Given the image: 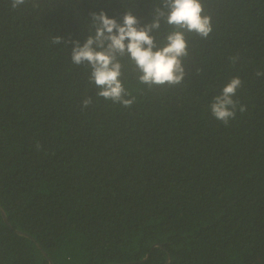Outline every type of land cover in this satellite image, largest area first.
I'll use <instances>...</instances> for the list:
<instances>
[{
	"label": "trees",
	"instance_id": "1",
	"mask_svg": "<svg viewBox=\"0 0 264 264\" xmlns=\"http://www.w3.org/2000/svg\"><path fill=\"white\" fill-rule=\"evenodd\" d=\"M156 3L0 0V264H264V0H205L214 31L178 87L147 89L123 58L131 107L52 43ZM237 76L246 111L225 125L210 103Z\"/></svg>",
	"mask_w": 264,
	"mask_h": 264
},
{
	"label": "clouds",
	"instance_id": "2",
	"mask_svg": "<svg viewBox=\"0 0 264 264\" xmlns=\"http://www.w3.org/2000/svg\"><path fill=\"white\" fill-rule=\"evenodd\" d=\"M26 0H12V7ZM89 24L90 34L81 43L54 36L56 45L71 44L70 60L74 65L90 68L89 81L98 89L97 95L124 107H131L135 98L128 93L122 82V59L127 58L138 71V82L152 90L174 88L182 85L186 77L184 60L189 57V40H208L214 31L212 13L205 0H158L153 7L150 22L141 25L131 10L123 14L122 22L110 18L104 11L93 12ZM162 25L170 30L161 44L154 33ZM235 57L232 58L235 63ZM257 76L264 72L257 71ZM242 80L233 77L210 103L213 117L227 125L246 107L235 99ZM92 103L91 97L82 101L83 107Z\"/></svg>",
	"mask_w": 264,
	"mask_h": 264
}]
</instances>
